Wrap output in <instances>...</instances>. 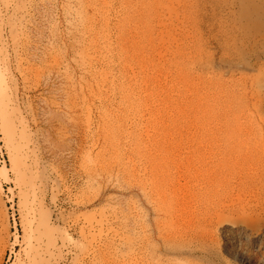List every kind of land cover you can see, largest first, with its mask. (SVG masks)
Listing matches in <instances>:
<instances>
[{
	"label": "rangeland",
	"instance_id": "374dc122",
	"mask_svg": "<svg viewBox=\"0 0 264 264\" xmlns=\"http://www.w3.org/2000/svg\"><path fill=\"white\" fill-rule=\"evenodd\" d=\"M0 264H264V0H0Z\"/></svg>",
	"mask_w": 264,
	"mask_h": 264
}]
</instances>
